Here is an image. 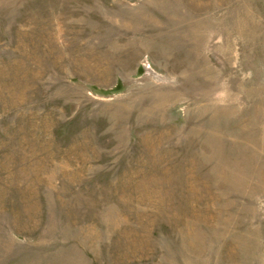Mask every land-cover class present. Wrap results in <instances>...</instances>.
<instances>
[{
	"label": "rangeland",
	"instance_id": "374dc122",
	"mask_svg": "<svg viewBox=\"0 0 264 264\" xmlns=\"http://www.w3.org/2000/svg\"><path fill=\"white\" fill-rule=\"evenodd\" d=\"M0 264H264V0H0Z\"/></svg>",
	"mask_w": 264,
	"mask_h": 264
}]
</instances>
